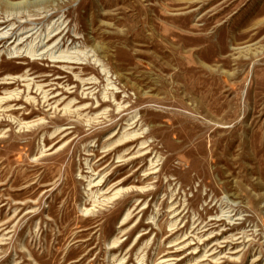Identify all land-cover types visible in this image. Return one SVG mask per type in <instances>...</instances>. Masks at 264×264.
<instances>
[{
	"label": "rangeland",
	"instance_id": "rangeland-1",
	"mask_svg": "<svg viewBox=\"0 0 264 264\" xmlns=\"http://www.w3.org/2000/svg\"><path fill=\"white\" fill-rule=\"evenodd\" d=\"M0 264H264V0H0Z\"/></svg>",
	"mask_w": 264,
	"mask_h": 264
},
{
	"label": "bare ground",
	"instance_id": "bare-ground-1",
	"mask_svg": "<svg viewBox=\"0 0 264 264\" xmlns=\"http://www.w3.org/2000/svg\"><path fill=\"white\" fill-rule=\"evenodd\" d=\"M6 33V32H5ZM5 33L4 34H2V35H4L5 36ZM55 36V35H54ZM53 38V37H52ZM19 40V39H18ZM47 47V46H46ZM48 48V47H47ZM42 51H44V50H42ZM36 52V51H35ZM41 52V51H40ZM54 52V51H53ZM39 53V52H38ZM45 53V52H44ZM43 54V53H42ZM35 55V54H34ZM37 55V54H36ZM38 56V55H37ZM41 56V55H40ZM36 57V56H35ZM92 182V181H91ZM126 189V188H125ZM119 190H121V189H119ZM115 195V194H114ZM112 197H115V196H113L112 195ZM109 199V198H108ZM105 201V200H104ZM105 203V202H104ZM109 203V202H108Z\"/></svg>",
	"mask_w": 264,
	"mask_h": 264
}]
</instances>
